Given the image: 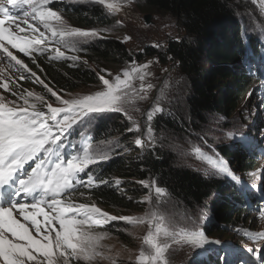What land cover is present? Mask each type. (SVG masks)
<instances>
[{"label": "snow or ice", "instance_id": "1", "mask_svg": "<svg viewBox=\"0 0 264 264\" xmlns=\"http://www.w3.org/2000/svg\"><path fill=\"white\" fill-rule=\"evenodd\" d=\"M69 2L102 6L108 14L120 13L124 6L121 0ZM53 3L54 0H0V65H3L0 67V88L16 97L11 100L0 95V264H117L111 250H106L102 244L109 233L93 230L113 221H123L133 229L147 225L148 231L142 238L134 264H169L166 253L173 245H190L199 250L197 256L215 252L221 264H230V250L220 241L210 240L198 227H178L175 215L161 210L168 193L155 180L138 181L149 190L142 201L149 207L141 216L117 217L102 211L95 203L89 205L72 200L80 188L108 185L109 182L92 172L90 166L109 161L121 148L118 139L95 141L91 133L93 121L109 113H120L129 122L127 132L141 133L140 124L130 111H140L135 107L136 102L147 99L153 85L145 83L151 75L149 64L133 62L111 79L101 75V90L70 99L61 98L12 49L32 58L33 63H36L34 53L47 54L49 62H75L79 57L66 55L62 49L78 53L82 50L81 45L104 39L101 33L109 29L70 27L62 12L51 7ZM128 39L130 37H124L125 41ZM9 71L19 73V76H8ZM29 77L33 83L43 85L61 106L54 107L43 95L33 91L24 90L18 94L10 87L19 88L17 79ZM136 81L140 82L139 86ZM160 99L158 95L155 106L147 113L148 126L144 133L153 148L156 141L151 121L162 112ZM18 101H23V105ZM41 104L46 105L47 111L41 110ZM226 137L234 138L232 132ZM240 139L249 150L254 147L248 137L241 134ZM134 143L142 151L148 146L139 135ZM127 151L129 149L125 147L123 152ZM192 154L207 165L206 176L230 178L242 186V194L249 190L223 158H214L198 145H192ZM249 176L253 179L251 188L256 187L257 180L262 181L264 188V169L249 173ZM115 184L118 187L121 181L116 179ZM19 217L27 223L21 222ZM124 230L128 231L127 228ZM244 235L253 243L264 241V232L245 231ZM247 252L256 264H264V249L247 248ZM115 255L120 256V253Z\"/></svg>", "mask_w": 264, "mask_h": 264}, {"label": "trees", "instance_id": "2", "mask_svg": "<svg viewBox=\"0 0 264 264\" xmlns=\"http://www.w3.org/2000/svg\"><path fill=\"white\" fill-rule=\"evenodd\" d=\"M258 3L262 5L261 1ZM136 5L148 15L169 14L181 31V38L169 39L162 50L147 45L148 47H144L143 50L134 51L112 34L122 29L125 24L121 21L118 24L115 15L108 14L102 6L54 0L51 7L62 12L67 25L79 29L107 28L108 32L101 33L105 38L81 45L82 50L78 53L62 49L66 55H77L79 59L75 62L70 60L49 62L47 54L39 56L34 53L36 63H33L32 58L14 50L18 58L28 64L63 99L93 94L102 89V82L99 79L101 75L111 79L133 62L139 63L151 57L157 58L162 64L175 63L188 87L185 91L179 89L173 101L168 103V111L156 114L151 121L156 141L154 148L147 140L148 146L143 151L135 146L136 136L145 137L144 133L127 132L129 122L120 113H109L93 121L91 133L95 141L118 139L121 148L117 149L118 154L109 161L90 166L92 172L109 182L108 185L94 189L80 188L74 197L79 202L95 203L107 213L139 215L146 211V204L142 201L149 190L138 181L155 180L158 186L165 188L168 193L166 202L161 205L163 210L172 209L175 213L192 219L201 212L200 216L206 220L202 225L196 220L195 225L207 236L216 241L229 233L233 243L228 245L241 247L245 241L240 242L241 238L240 241L234 239L230 231L241 229L240 227L253 220L254 216L248 217V208L255 203L251 192L248 190L242 194V186L230 178L209 177L185 164L182 165L175 150L185 141L189 143L195 136L202 135L203 129L209 126L212 116L231 122L238 121L243 124L248 122V120L242 122L247 112H241L239 105L251 82L256 86L260 85V79L253 75V64L257 61L264 65L262 10L256 5L252 6L253 10L258 11L255 16L260 21H251L240 17L243 7L235 0H136ZM257 24L260 25L259 28L256 27ZM10 74L15 78L19 76V73L12 71ZM17 84L19 88L10 86L18 94L24 90L33 91L43 95L54 107L61 106L55 101V97L47 93L43 85L33 83L31 77L17 79ZM0 95L6 99L16 100L11 92H5L2 88ZM247 100L250 104L254 101L253 98ZM17 103L23 105V101ZM45 106L39 105L43 111ZM135 107L140 111H130V114L140 127L144 126L147 130L149 110L142 114L138 102ZM217 126L209 127L211 129ZM245 133L253 136L259 133L261 136L264 135V122L256 123L250 129H246ZM256 144H252L254 147L249 150L243 144L232 143L229 147L217 146L216 151L237 177L244 178L243 181L249 183L253 182L249 178V173L255 170L256 160L262 155L264 139L259 148ZM125 147L129 149L126 153L123 152ZM81 176L86 179L84 173ZM116 179L121 181L118 187L115 184ZM255 183L257 186L262 185L260 180ZM126 228L129 229L131 226L123 221H113L103 228L93 230L107 231L108 237L114 238L123 247H128L129 242H133L136 245H132L131 250L136 247L139 250L138 237L141 231L127 234L124 230ZM129 236L134 239L130 241ZM106 238L103 244L107 247ZM107 249L111 250L117 264H122L115 251L112 248ZM196 253L190 257L188 264H221L215 252L206 256H197ZM236 258V254L230 251L228 256L230 264L234 263ZM103 263L105 262H100Z\"/></svg>", "mask_w": 264, "mask_h": 264}, {"label": "rangeland", "instance_id": "3", "mask_svg": "<svg viewBox=\"0 0 264 264\" xmlns=\"http://www.w3.org/2000/svg\"><path fill=\"white\" fill-rule=\"evenodd\" d=\"M69 2V0H64ZM236 2L238 1L239 5H241L242 8V17L243 19L246 20H251V21H260L255 15L258 14L257 10H253L252 6L256 5L258 8H263L264 7V0H235ZM250 1V4H249ZM259 1L262 2V5L258 3ZM123 3V7L121 9L120 13L117 14H111L112 16L115 15L116 19L118 21H121L125 26L117 30L115 33H112L115 35V37L121 39L129 48L135 50H143L144 47L147 45L157 47V49H164L166 46V43L168 42L169 39H178L181 38V31L177 27L174 18H172L169 14H164L159 13V14H149L150 16V22L149 24H146V21L144 20V17L148 14H145L143 11H141L137 5H136V0H121ZM256 2V3H255ZM263 6V7H261ZM247 10H250L247 12ZM259 10V9H258ZM247 12V13H246ZM263 12V11H262ZM244 21V20H243ZM242 24V23H241ZM25 27V25H22ZM130 37L127 41L124 40V37ZM148 47V46H147ZM15 50V49H14ZM149 64V69L148 71L151 73L149 77L146 78L145 83H151L153 85V88L150 90L148 93L147 99L142 100V101H137L139 106L142 108V114H145L147 111L146 110H151L155 104H156V98L157 96H161V99L159 101V106L162 108V111H168V103L172 100L173 98L176 97L177 91L183 90L185 91L188 89L186 83L182 80V76L179 73L177 66L175 63L168 62L166 64H162L157 58L151 57L148 59H144L143 61L136 63L137 65H142V64ZM3 65H0L2 67ZM120 74V73H119ZM118 75V74H117ZM136 86H139V81H136ZM252 83V84H251ZM250 87L247 89L245 92L243 98L241 99L240 105H239V110L241 112H247V116L242 119V122L247 123H238L237 122H231L230 120H226L224 118H220L217 116H212L210 117L209 120V126L213 125H218L217 128L212 127L210 129L209 126L205 127L203 129V134L200 136H195L194 140L191 141L190 143H186L187 141L182 144V146L178 149L175 150L178 156V161L183 165L185 164L186 166L191 167L192 169L198 171L199 173L204 174L205 168H207V165L195 158V155L192 154V145H198L203 152L208 153L209 155H212L214 158H222L221 155H219L216 151L217 146H226L228 145L231 146L233 144H241V139L240 136L241 134L243 136H246L249 138L252 144H256V142H259L256 144V147H260L264 135L261 136V133L257 134L256 136L253 135H248L245 133L246 129H250L253 125L256 123H261L264 122V90L260 88L259 86H256L255 83L251 82ZM264 84V80L262 81ZM256 87V88H255ZM251 93V95H249ZM253 98L254 101L250 104V102L247 99ZM122 115V114H121ZM241 115V114H240ZM124 116V115H123ZM125 117V116H124ZM235 117V116H234ZM126 118V117H125ZM127 119V118H126ZM147 130L144 128V126L141 127V132L145 133ZM228 132L233 133V139H228L226 137V134ZM141 137V136H140ZM203 137V139H201ZM142 140H144L146 144V138L141 137ZM135 140V139H134ZM264 152V150H263ZM218 154V155H217ZM231 169V168H230ZM261 169H264V153L259 156L258 159L256 160V165H255V170L253 172H258ZM215 178L219 179H225L227 177L223 176H213ZM241 181L244 180V178H241ZM251 180H253L251 177H249ZM253 182L249 183H244L243 185L250 184ZM256 187H259L258 189H255V194L256 198L259 200L264 198V188H262L261 184ZM72 199L76 200L74 195L72 196ZM85 204L91 205L92 203L90 202H84ZM146 204V211L148 209V204ZM162 211L167 212L169 214H174L175 215V220L177 223L178 227H198L195 224H192L193 220H198L200 222V225H202V215L201 212L197 213L194 218L192 217H185L184 215H180L178 213H175L172 209L168 210H163ZM145 211V212H146ZM145 212L140 213L139 215H133V216H141L144 215ZM257 214L264 213V209H257L256 210ZM110 215H114L117 217L120 216H131L130 214H117L115 212H110L108 213ZM256 216L253 218L252 221H248L247 224L244 226L240 227V230H233L230 231L234 239L236 238L237 240L241 238L240 242H244L243 246L241 247H235L233 245H228L233 243V240L231 239V236L229 233L224 234L220 243L221 245H224V248L227 249H238L237 251H242V252H247V248H261L264 249V241H258L256 243H253L244 235L245 231L256 233V232H264V219H261L260 216ZM18 216V214H17ZM249 218L252 217L251 214L248 215ZM21 219V222L23 221L22 217H19ZM198 218V219H197ZM37 219H42V217H37ZM27 223V222H25ZM251 223V225H249ZM129 226V225H128ZM138 230L141 231L139 237H138V243L141 246L142 243V238L144 235H146L148 228L147 225H142L138 226L136 228H129L128 231H126L127 234H130L132 232H137ZM210 240L212 238L210 236H207ZM130 241H132L134 238L132 236H129ZM215 241V240H214ZM105 243L108 248H112L115 252L120 253V256L118 259L121 260L122 264H128L132 263L134 264L135 261V256L138 254V248L136 247L135 249L131 250L132 245H136L133 242H129V246H124L117 242L114 238L107 237L105 240ZM226 243V244H225ZM103 244V241H102ZM104 245V244H103ZM112 247H109L111 246ZM105 246V245H104ZM105 246V249H107ZM211 247H216V245H212ZM198 250L193 249L190 245H173L172 248L169 250L168 253H166V258L168 259L169 264H188L190 257L194 255L195 252ZM246 256H248L249 253H245ZM131 256V259L129 258ZM250 256V254H249ZM251 261L256 264L253 258L251 256L249 257ZM103 264H106L103 263Z\"/></svg>", "mask_w": 264, "mask_h": 264}, {"label": "water", "instance_id": "4", "mask_svg": "<svg viewBox=\"0 0 264 264\" xmlns=\"http://www.w3.org/2000/svg\"><path fill=\"white\" fill-rule=\"evenodd\" d=\"M256 3V2H255ZM256 5H257V3H256ZM263 12H264V9H261ZM144 20L146 21V24H149V20H150V16L149 15H146L145 17H144Z\"/></svg>", "mask_w": 264, "mask_h": 264}, {"label": "bare ground", "instance_id": "5", "mask_svg": "<svg viewBox=\"0 0 264 264\" xmlns=\"http://www.w3.org/2000/svg\"><path fill=\"white\" fill-rule=\"evenodd\" d=\"M248 36V35H247ZM247 40V39H246ZM251 41V40H250Z\"/></svg>", "mask_w": 264, "mask_h": 264}]
</instances>
